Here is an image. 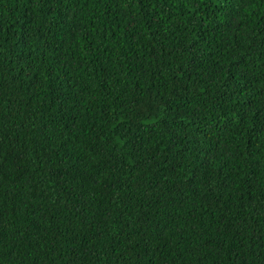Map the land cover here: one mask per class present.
Wrapping results in <instances>:
<instances>
[{"label":"trees","instance_id":"obj_1","mask_svg":"<svg viewBox=\"0 0 264 264\" xmlns=\"http://www.w3.org/2000/svg\"><path fill=\"white\" fill-rule=\"evenodd\" d=\"M0 264H264V0H0Z\"/></svg>","mask_w":264,"mask_h":264}]
</instances>
